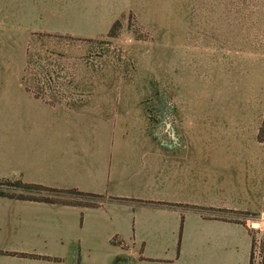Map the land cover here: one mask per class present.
Returning <instances> with one entry per match:
<instances>
[{
  "label": "crops",
  "instance_id": "obj_1",
  "mask_svg": "<svg viewBox=\"0 0 264 264\" xmlns=\"http://www.w3.org/2000/svg\"><path fill=\"white\" fill-rule=\"evenodd\" d=\"M49 1L0 0V88L18 82V55L32 48L34 16L49 13ZM225 7L202 0L194 21L215 13L223 22ZM13 99L0 94V182L98 199L80 201L87 207L0 191V264H250L255 230L264 241V155L252 159V116L219 111L216 97L210 116L176 94L167 113L158 97Z\"/></svg>",
  "mask_w": 264,
  "mask_h": 264
},
{
  "label": "rangeland",
  "instance_id": "obj_2",
  "mask_svg": "<svg viewBox=\"0 0 264 264\" xmlns=\"http://www.w3.org/2000/svg\"><path fill=\"white\" fill-rule=\"evenodd\" d=\"M201 1L55 0L54 6L50 0L49 13L42 7L34 16L32 48L18 55V82L0 94L11 96L12 104L15 96L18 107L28 103L29 91L158 97L162 113L176 94L210 116L216 97L219 111L252 116V159L261 158L264 147L256 142L264 144V0H226L223 22L215 13L196 22ZM240 134L250 138L246 130Z\"/></svg>",
  "mask_w": 264,
  "mask_h": 264
},
{
  "label": "trees",
  "instance_id": "obj_3",
  "mask_svg": "<svg viewBox=\"0 0 264 264\" xmlns=\"http://www.w3.org/2000/svg\"><path fill=\"white\" fill-rule=\"evenodd\" d=\"M0 186H4L5 189H1L0 191H7V190H15L17 192H21L22 194H19L17 196L14 195H5L4 197L7 198H17L20 200H36V201H43L47 203H52L51 196H55L56 198H60L61 204L65 205H79V206H87L92 207L94 204L90 203H82L80 201H92L98 199L95 196L82 194L80 192H77L75 190H69V191H55V190H49L44 189L41 187H36L32 185H23L20 183H10V182H0ZM43 194L44 197H39V195Z\"/></svg>",
  "mask_w": 264,
  "mask_h": 264
},
{
  "label": "built area",
  "instance_id": "obj_4",
  "mask_svg": "<svg viewBox=\"0 0 264 264\" xmlns=\"http://www.w3.org/2000/svg\"><path fill=\"white\" fill-rule=\"evenodd\" d=\"M252 234L250 264H264V241L259 229Z\"/></svg>",
  "mask_w": 264,
  "mask_h": 264
}]
</instances>
